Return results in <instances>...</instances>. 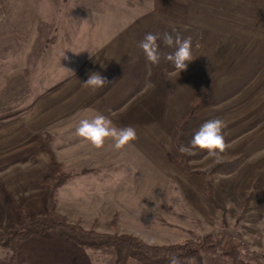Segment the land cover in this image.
I'll use <instances>...</instances> for the list:
<instances>
[{"label":"rangeland","instance_id":"374dc122","mask_svg":"<svg viewBox=\"0 0 264 264\" xmlns=\"http://www.w3.org/2000/svg\"><path fill=\"white\" fill-rule=\"evenodd\" d=\"M166 32L192 38L194 60L180 73L163 58L175 51ZM148 33L161 37L159 65L138 46ZM92 73L109 84L84 86ZM190 108L181 145L220 119L230 147L220 162L197 150L183 171L168 157ZM97 114L137 138L94 148L75 130ZM61 173L55 209L70 224L160 246L223 236L264 264V0H0V230L16 226L18 209L43 217L44 183ZM33 241L23 264L49 252ZM69 250L70 264L115 260ZM203 264L235 263L215 251Z\"/></svg>","mask_w":264,"mask_h":264},{"label":"trees","instance_id":"16d2710c","mask_svg":"<svg viewBox=\"0 0 264 264\" xmlns=\"http://www.w3.org/2000/svg\"><path fill=\"white\" fill-rule=\"evenodd\" d=\"M192 116L193 108H190L184 117L174 124L171 135V152L168 160L173 167L183 171H187L188 155L181 153L179 147L182 131ZM64 181L62 173L56 180L46 179L43 217H29L23 210L18 209L16 226L10 230H0V249L7 253L5 261L1 264H22L23 244L44 238L78 249L111 251L115 254L112 264H127L131 259L140 264H169L172 256L178 257L181 264L188 260H193L195 264H203V255L215 251L232 257L235 264H256L254 260H243L239 256L238 248H228L223 236L206 235L198 242L186 241L160 246L147 244L132 235H109L85 230L78 223L70 224L55 209V192Z\"/></svg>","mask_w":264,"mask_h":264},{"label":"clouds","instance_id":"9594fccd","mask_svg":"<svg viewBox=\"0 0 264 264\" xmlns=\"http://www.w3.org/2000/svg\"><path fill=\"white\" fill-rule=\"evenodd\" d=\"M158 39H161L158 34L148 33L138 45L151 65H159L161 62L162 54L159 52ZM162 40L166 46L175 48L174 52L165 54L163 57L174 66L173 73L186 70L188 63L194 60L192 38L182 39L178 33L166 32L163 34ZM83 84L95 90L107 86L109 81L99 73H92ZM225 127L226 124L220 119L204 122L195 132L189 144L181 145L179 151L188 156L197 155V150L205 151L207 157L220 162L222 154L230 147L225 140L223 132ZM75 134L96 149L103 148L106 142L111 141L114 149L118 151L129 146L137 138L135 128L131 126L116 127L111 119L102 114H97L93 119H81ZM132 171L134 172V169ZM169 264H181V262L178 257L172 256L169 259Z\"/></svg>","mask_w":264,"mask_h":264},{"label":"crops","instance_id":"0c3cea01","mask_svg":"<svg viewBox=\"0 0 264 264\" xmlns=\"http://www.w3.org/2000/svg\"><path fill=\"white\" fill-rule=\"evenodd\" d=\"M34 241L36 243L38 242L41 244L42 241H45L46 243L49 244L50 249L49 252H47L46 255L44 256V258L42 257V255L38 254L39 253L38 251L34 252L33 255L32 254L29 255V258H31L29 264H70L69 254H68L70 250L68 245L53 241L50 238H44L41 240H34ZM63 245L64 246L66 245V247L64 248ZM22 255H23V249H22ZM22 264H23V260H22Z\"/></svg>","mask_w":264,"mask_h":264}]
</instances>
